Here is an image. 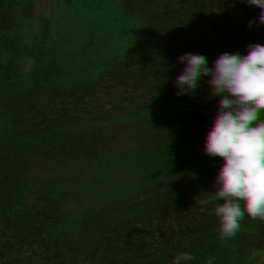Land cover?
<instances>
[{
	"label": "rangeland",
	"instance_id": "1",
	"mask_svg": "<svg viewBox=\"0 0 264 264\" xmlns=\"http://www.w3.org/2000/svg\"><path fill=\"white\" fill-rule=\"evenodd\" d=\"M68 1L92 22L133 35L163 79L181 132L194 227L205 258L213 253L214 264H264V197L255 182L262 174L254 158H241L244 146L238 144L248 125L245 111L264 94V0ZM10 16L12 48L0 64L6 74L1 80L16 85L14 73L25 63L26 76L50 81L60 98L45 107L65 127L63 153L70 147L86 152L102 170L103 185L113 186L112 212L104 223L80 228L82 236L73 247L79 254L73 260L96 256L98 264H160L169 209L161 158L150 144L152 132L137 102L144 101L156 137L145 93L140 86L114 82L80 44L35 11L15 4ZM246 37L261 40L249 49L252 53ZM144 90L152 96L148 86ZM225 116L230 121L223 126ZM227 130L240 138L227 137ZM120 135L129 138L119 141ZM49 153L34 162H56V153ZM85 190L65 195L55 186L46 188L45 195L67 199L74 210L80 196L88 201L81 206L89 205ZM76 228L73 222L67 232Z\"/></svg>",
	"mask_w": 264,
	"mask_h": 264
},
{
	"label": "flooded vegetation",
	"instance_id": "2",
	"mask_svg": "<svg viewBox=\"0 0 264 264\" xmlns=\"http://www.w3.org/2000/svg\"><path fill=\"white\" fill-rule=\"evenodd\" d=\"M15 4L22 6L23 9L29 8L35 11L46 22L53 26L61 27L63 35L70 38L72 42L75 40L80 44L85 54L92 59L94 65L102 72L110 75L114 82L122 85L128 84L134 87H141L139 88L145 93L146 102L149 104L153 114V120L157 128L156 137L158 136L159 142L153 133L152 124L146 115L147 108L144 106V101L138 100L137 102L140 104L141 112L145 116V124L149 127V131L152 132L150 144L151 146H157L156 150L160 155L161 164L166 176L169 224L168 235L163 245V260L160 264H214L213 253H209L208 257L205 258L204 252H202V244L196 236L191 191L185 175L184 154L180 145L181 132L175 120V109L171 103L165 83L147 52L130 33H127L120 27L107 23L92 22L89 18L77 12L68 0H0V64L3 62V57L7 56L12 48L13 24L10 10ZM133 16V14L129 13V18ZM244 41L246 49L249 50L253 47V44L257 45L261 40L246 37ZM187 46H189L188 42L185 47ZM249 53H252L251 50H249ZM17 67L18 71L14 73V76L19 79V82L16 85L2 81L1 77L5 73H1L0 70V147L7 146L6 143L13 134L20 135L22 121L27 123V127L38 126V129L45 130L46 136L43 135L41 140L46 142L48 146L50 145L51 147L49 148L53 149V151L47 149L46 153L41 152L40 154L45 155L48 152L56 153V165L59 163L60 170L64 171L63 176H57L55 182L53 181L54 183L49 181V185L57 183L59 186H62L61 178L66 177V179L73 180L74 183L70 185L73 188H62L60 192L65 195L82 191L85 188V191L90 193L88 195L90 197L89 205L82 207L81 205L86 200L80 196V205L74 207L77 208L80 215L84 213L90 216L89 221L92 223H90V226L94 227L99 225L100 222L104 223L105 214L111 213L112 207L115 204L112 200V194L114 193L113 186L106 188L103 185L102 170L94 166L96 165V161L87 157L86 152L74 150L70 147V151L68 153L66 151L65 153L66 156L69 155V159H67L69 161L65 160L62 162L58 159L57 152L62 145L65 127L56 121L55 112H51V109L45 107V104L47 105L60 97L56 93H53L50 81H42L43 78L39 77L35 80L30 75L26 76L23 70L25 69V63H21ZM3 69L6 71L5 68ZM3 69L2 71L5 72ZM9 73L11 74L10 71ZM143 85L149 87L152 96L146 93ZM22 88L28 91L22 92ZM260 101V103H257L253 100L251 108L248 110L249 112L246 113L245 111L248 122L245 130L247 133L243 132L245 137H242V141L238 140V144L244 146V149L239 150V154L243 160L254 158L259 164L262 178L261 180L259 178L258 181L255 180V182L260 190V195L264 197V189L260 187L264 186V173L259 159L254 152L255 142L251 139V132L260 130L259 123L262 118L264 94ZM223 118V126H226L230 121V117L225 116ZM32 122H35V124H32ZM126 126L132 129L130 124H126ZM67 131L70 135L74 133L73 129H67ZM227 132V137L234 138L235 140L240 138L237 132L235 134H231L228 130ZM136 137L133 136L132 138L135 139ZM123 138L129 137L120 135L118 140L120 141ZM0 159L5 167L15 175L14 182L1 197L0 201L4 209V211L2 209L0 211L2 220L0 242L10 244L11 240L9 236L12 230V223L9 214L5 212V208L23 185V170L10 160L4 148L0 151ZM56 165L54 166L59 170ZM80 177L93 182L95 185L94 189L85 186V181H82ZM76 185L79 187V190L76 188ZM65 201L66 204L73 205L67 199ZM76 220V218L72 219L65 227L70 226ZM84 221L82 219L79 222L81 228L85 223L89 224L88 220ZM81 236L82 232L79 237ZM68 243L64 242L63 251L65 252L70 251L69 248L72 246L71 243ZM77 250L79 251V249ZM147 259L153 263L156 258L153 257L152 259V256H148Z\"/></svg>",
	"mask_w": 264,
	"mask_h": 264
},
{
	"label": "crops",
	"instance_id": "3",
	"mask_svg": "<svg viewBox=\"0 0 264 264\" xmlns=\"http://www.w3.org/2000/svg\"><path fill=\"white\" fill-rule=\"evenodd\" d=\"M22 122L20 135L13 134L6 143L7 146L3 147L10 160L23 170V185L5 208L12 223L9 236L11 243L0 242V264H89L96 259V256L87 262H76L73 257L78 256L79 251L74 250L73 246L80 241V237H78L81 234L79 222L82 219L85 220L84 222L89 221L90 216L84 213L80 215L77 208L72 210L73 205L66 204V199L57 200L45 195V189L50 186L52 189L57 186L61 191L62 188H73L70 185H73L74 181L63 177L61 178L62 186L57 183L49 185V181L55 182L57 176H63L64 171L60 170L61 167L59 170L56 169L54 161L52 164L50 161L46 164L41 161L40 163L38 160L34 162L37 155H40L41 152L46 153V150L51 149L49 148L51 146H48L41 140V136L34 134L33 131V129H37L42 134L45 130L27 127V123ZM3 148L0 147V151ZM51 150L53 151V149ZM57 154L58 159L62 162L69 159V155L66 156L61 148ZM80 179L85 181V186L94 189L93 182H89L83 177ZM14 180L15 175L5 167L0 159V201ZM77 185L79 184L77 183ZM1 209L4 211L0 203V211ZM75 218L77 219L75 221L77 228L73 234L67 232L71 225L65 226ZM90 223V221L89 224L85 223L83 227ZM1 229L0 214V236ZM75 233L78 236H75ZM64 242L71 243L70 251H63Z\"/></svg>",
	"mask_w": 264,
	"mask_h": 264
},
{
	"label": "trees",
	"instance_id": "4",
	"mask_svg": "<svg viewBox=\"0 0 264 264\" xmlns=\"http://www.w3.org/2000/svg\"><path fill=\"white\" fill-rule=\"evenodd\" d=\"M262 110H263L262 118H261V122L259 123L260 130L251 132L252 134L251 139L255 142L254 152H255L256 157H258L259 159L260 165L264 173V105H263ZM260 187L264 189V186H260Z\"/></svg>",
	"mask_w": 264,
	"mask_h": 264
},
{
	"label": "water",
	"instance_id": "5",
	"mask_svg": "<svg viewBox=\"0 0 264 264\" xmlns=\"http://www.w3.org/2000/svg\"><path fill=\"white\" fill-rule=\"evenodd\" d=\"M98 259L96 258V259H94V260H92L89 264H98Z\"/></svg>",
	"mask_w": 264,
	"mask_h": 264
}]
</instances>
